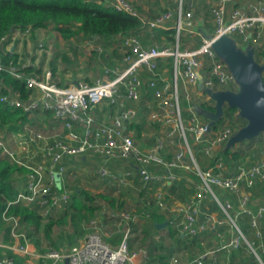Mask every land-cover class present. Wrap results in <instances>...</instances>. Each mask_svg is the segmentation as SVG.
Here are the masks:
<instances>
[{
    "label": "built area",
    "instance_id": "1",
    "mask_svg": "<svg viewBox=\"0 0 264 264\" xmlns=\"http://www.w3.org/2000/svg\"><path fill=\"white\" fill-rule=\"evenodd\" d=\"M99 1L119 12L138 17L142 28L174 29L175 39L161 46H147L138 35L125 36L119 42L121 63L104 66L103 73L93 82L78 79L62 83L53 70L26 72L27 65L19 68L18 63L13 61L5 65L0 54V72L7 70L14 78L23 79L28 91L27 97H23L18 90L3 92L4 83L0 79V100L12 108H21L29 115L48 111L52 121L59 123L62 128L61 131L46 132L30 121L24 122L20 130L0 127V158H7L26 170L22 187L18 185V175L13 179L18 192L15 199L8 202L3 213L4 219L10 222L11 241L5 242L0 236V264H15L13 254L23 256L25 264H149V249L131 246L130 239L139 216L128 211L111 213L116 219L125 221L126 225L122 240L116 246L105 240L102 226L95 219L92 221L93 230L77 242L61 248L48 246L43 250L35 247L18 216L6 214L13 204L34 205L45 219L59 209L66 210L71 204L72 193L67 185L68 167L63 159L66 156H81L89 151L101 155L105 162L128 160L136 163L139 178L148 189H152L153 184L173 181L176 175L171 169L184 165L186 159L196 168L201 183L195 186L192 196L176 206L168 223L190 237L211 228L220 243L216 248L204 251L188 261H181L180 257L174 255L169 264H228L220 260V255H230L245 244L256 256L258 264H264V256L258 251L262 245L258 246L246 239L234 219L236 216L232 218L228 213L233 205L229 201H222L215 191L217 187L238 194L244 185L253 187L257 181H264V155L258 162L249 165L239 163L234 174H226L224 155L220 148L236 130L230 125L229 119L218 128L210 127L209 122L193 106H189V114L183 117L180 93L181 81L186 99L191 100L189 87H197L200 78L204 81V87L239 90L228 64L217 55L212 44L223 35L233 38L239 35L241 38L235 40L238 47H253L255 53H260V47L263 46L260 40L264 36V0H253L245 9L235 6L229 9L237 0H203L209 4L215 23L212 36L195 30L194 10L192 7L186 8L187 0H178L175 9H166L152 18L144 15L131 0ZM169 22H173V26H169ZM183 32L199 36L200 45L183 48ZM168 59L172 63V79L169 81L162 77L160 69L161 64ZM145 72L150 75L147 80L143 77ZM144 92L154 101L153 105L147 103L149 120L160 125L164 133L148 148L141 147L127 131V124L138 116L136 105L142 100ZM103 104L110 106L113 113L109 119L99 120L96 111ZM238 114L239 111L235 115ZM190 137L199 147L198 151L210 160L207 168L199 166ZM178 140L181 146L175 156L170 160L165 158L167 144L176 145ZM152 167H165L168 174L155 171ZM56 175L60 177V185ZM99 175L125 184L132 179L134 172L125 170L113 173L103 165ZM208 197L215 200L229 217L228 221L234 229L230 240L220 229L226 224V219L215 218L209 211L202 209ZM249 201L248 193L241 194V213L250 217L256 236L261 238L263 232L259 223L264 218V204L253 211ZM154 202L160 209L166 207L162 189L155 191ZM151 204L150 201L146 205L147 217L151 215ZM201 216L204 221L199 223Z\"/></svg>",
    "mask_w": 264,
    "mask_h": 264
},
{
    "label": "crops",
    "instance_id": "2",
    "mask_svg": "<svg viewBox=\"0 0 264 264\" xmlns=\"http://www.w3.org/2000/svg\"><path fill=\"white\" fill-rule=\"evenodd\" d=\"M131 1L139 8V10L144 15H146L147 17H151V18L157 15L158 12L156 11L157 9H159V6L162 4L164 5V0H158V1L157 0H131ZM251 1L253 0H237L235 5H231L229 9H231L233 6L245 9L247 8L248 3ZM203 2L206 3L205 1ZM177 4H178V1H177ZM206 4L208 5V8H209L210 7L209 4L208 3ZM185 6L186 8L192 7L193 10L196 11L195 18H194L195 30L200 31L202 34L212 36L215 30V23L213 21V16L211 15L212 17L211 20L205 19L204 15L202 14V11L196 10L197 3H195V1L191 3V0H187L185 3ZM168 25L173 26V22H169ZM184 34H185V38L182 41L183 48H186V47L195 48L200 45L201 41L197 39L198 38L197 35H190L188 32H185ZM16 36H18V31L12 34V38L14 39L16 38ZM138 36L140 37L141 41L147 46H152V45L161 46L168 42L174 41L175 30L171 28L155 29V30H148L146 28H143L138 33ZM104 40H107V42L111 43L112 50H114V47H117V46L119 47L118 43L120 41V38L118 37H111V38L104 39ZM93 41L96 42L97 40L91 39L89 43ZM39 43H43V41H39ZM260 43L263 44V46L260 47L261 52L257 53V55H258V58L260 59L259 62H264V36L260 40ZM6 46H4L3 48L5 49ZM15 53L18 54V51H16ZM118 53H119L118 56H113L109 52L105 54L106 55L105 59L108 61L109 65L121 63L122 56H121L120 49ZM171 65H172L171 60L168 59V61H165L160 66L162 77H164L168 81L172 79ZM143 77L145 80H147L150 77V75L145 72L143 74ZM73 80H78V79H71L70 81H73ZM61 82L68 83V82H63L62 79H61ZM181 87H182V92L184 94V97L182 98V105L184 104L185 116L189 114V110H188L189 106H193V109L197 111L205 121L209 122V118L205 116L207 112L211 113V111H207L206 109L201 108L200 105L203 102H208L210 106H213V105L215 106V102H211L209 100L210 97L204 91L199 89V84L197 85V87H193V86L189 87V94L191 98V100L189 101L185 97V87H184L183 82L181 83ZM149 98L150 97L147 96L146 93L144 92L142 96V100L136 105L138 108V116L136 117V119H134V121L127 124V131L132 136H134V138L137 140L139 145L143 148H148L154 143L157 137H161L164 135L162 127L158 124L152 123L149 120L148 105L149 104L153 105L154 103V101L153 102L151 101L149 103L148 101ZM147 103L149 104L147 105ZM112 113H113L112 108L108 106L107 104L101 105L99 109H97L96 111L97 118L99 120H103L107 118L109 119ZM51 118L52 117L48 116L47 119H44L45 121L50 122L47 125L51 126V129L58 128L59 123L52 121ZM180 146L181 144L179 143V140L176 142V145H172L168 143L164 151V157L169 160L172 159L175 156ZM194 146H195V151L198 154V158L200 161V163L198 162L199 166L203 169L207 168L210 164V160L198 151L199 147L197 145L194 144ZM226 148H227V142L220 148V152L223 155H224L223 152ZM231 150L232 151L228 153V155H224V160L226 164V169H225L226 174H234L236 172L237 165L239 163L243 162L249 165V164L258 162L261 159V157L264 155V135H260L256 137L254 141L246 140L242 143L236 144L234 147L231 148ZM233 152H239V155H237V157L233 156ZM63 162L68 167L66 180H67L68 188L70 189L72 195L76 192H80L82 189L85 190L86 188L85 185H89L90 187H87V189H90L91 191L96 190L95 187H93L92 185L98 187L97 184H95L97 183V181H93L91 179H94L95 177L97 178V175L98 177L100 176L99 169L103 165H106L107 168L113 173H122L125 170H132L134 172V176L132 177V179L130 181H127V183L125 184L120 183L119 181H113V179L109 177H105V178L101 176L100 177L104 179L103 181L104 185L112 186L114 182V183L122 184L124 186H131L135 190H137V193L139 195L138 198L142 199L141 202L139 203L140 207L142 208L141 210L142 218L140 220V215H139V221L133 228V234L131 236L130 242H131V246L133 247H147L151 253V257L156 258L157 255H161L162 253L165 252V250H162L161 247L162 246L167 247V246H165L161 242H163L168 237H169L168 241L172 242L171 245H174V247L172 248L173 251L174 249L182 250L185 248L184 246H186L187 248L188 244H190L191 247H197L201 249V252H197L194 255L192 254L185 260L181 257V254H178V253H174L172 255L169 254L170 258L174 255L180 257L181 261H188V260L194 259L200 253L214 249L219 245L220 239L217 237L216 232L211 228H207L206 231L202 232L201 234L195 237H190L188 235L181 233L180 231L176 229V227H172L169 223L167 227L162 228V229H159L157 226L156 228L152 227L153 224L156 225L159 222H154L151 218V215L147 217L145 214L148 211V207H146L147 202L151 201L152 203L151 205H154V206L151 207L150 205V208H152L153 211H157V213L159 214L166 215L167 217L166 221L168 222V220L172 217L176 206L181 203H184L190 196L193 195V193L195 192L194 191L195 186L200 184L201 180L197 174L196 168L192 165L189 159H186L184 165L171 169V172H173L176 175V178L173 181L171 182L168 181L165 184H153L151 186L152 189H148L144 187L143 182L141 181L137 173L138 166L136 165V163L132 161L109 160L105 162L101 155L89 151L81 156H66L64 157ZM93 164L98 166L94 170L92 168ZM115 164L116 165L119 164L123 166V169L117 170L116 168L118 166L116 167ZM152 169L155 171L157 170L159 172H162L166 175L168 174V169L165 167H152ZM24 180H25V176L23 174H18V185L20 187L24 185ZM78 180H81V181H78ZM79 184H82V188L78 186ZM157 189H162L164 192L165 201H166V207L164 209H160L154 202L155 191ZM262 189L264 190V181L259 180L256 182V184L253 187H247L244 185L241 190V193H238V194L231 193L229 191H226V190H223L217 187L215 188V191L217 195L219 194L218 196L220 199H223L224 201H230L229 199L233 200L234 202L233 207L235 209L234 212H236L237 221H239L240 225L244 228H246V222L248 221L249 227L253 230L255 238L257 239V242L256 241L254 242L258 243L257 244L258 246L262 245V248H259V249H261L262 256H264V229L261 226V224L264 222V218H262L259 223V226L263 232V237L259 238L256 236V232L251 226L250 217L247 216L246 214L244 215L243 213H241V207L239 205L241 194L248 193L250 195L249 207L253 211H256L258 206L264 204V197L263 196L260 197L259 195H257L260 193V191H262ZM102 190L103 189H99V191H102ZM72 195H71V199H72ZM217 204L218 203L215 200H213L211 197H208L204 200L202 209H204V211H209L215 218L225 219L222 213L220 212L221 209L220 210L218 209L220 205L218 204V207H217ZM65 211L66 210L59 209L55 211L54 214L49 218L58 220L61 218V216L64 214ZM113 211L114 210H111V212ZM238 217L240 219H238ZM245 217H247V221ZM145 221L149 222L148 224L149 227L142 226V224ZM203 221H204L203 216H201L199 219V223H202ZM101 226H102V233H103L105 240L107 242L109 241L115 244L116 240L112 237L115 231L108 230L107 223H103L101 224ZM169 226H171V228H169ZM220 229L224 232V234L226 235V238L230 240L233 235L234 229L231 227L230 222L227 219H226V224L223 225ZM171 231L174 232L173 235L171 234ZM81 237H84V236H81ZM81 237L75 236L74 241L77 242ZM121 240L122 238L119 240V242L116 245H118ZM116 245H113V246H116ZM62 246H65V245H60L58 248H61ZM35 247L38 249L36 245ZM50 247H53V246L51 245ZM246 248L248 249L247 245L245 244L244 246H242L241 249L232 252L230 255L222 253L220 255V258H221L220 260L228 264H255V263H252V261L249 259Z\"/></svg>",
    "mask_w": 264,
    "mask_h": 264
},
{
    "label": "trees",
    "instance_id": "3",
    "mask_svg": "<svg viewBox=\"0 0 264 264\" xmlns=\"http://www.w3.org/2000/svg\"><path fill=\"white\" fill-rule=\"evenodd\" d=\"M50 23L66 38L81 34L88 37V39L96 40L118 37L121 41L127 35H138L143 29L138 17L119 12L99 0H0V54L5 65H9L12 61L17 62V54L3 48L9 43L14 32L17 30L22 32L35 31L47 27ZM197 37L200 41V37ZM3 38L6 39L3 40ZM25 70L26 72H35L40 71V68L29 66ZM0 79L4 83L3 92L18 90L23 97H27L28 91L25 88L23 79L14 78L7 70L0 72ZM209 100L214 102L212 98H209ZM200 106L207 111L212 112L215 110V106H210L208 102H203ZM238 111L237 108L226 107L224 116L213 128H218L228 119L235 130L246 125L247 121L240 114L235 115ZM208 113L210 112H207L205 117ZM48 116L51 117V113L48 111L29 115L21 108H12L0 100V127L2 128L8 127L10 130H20L24 122L30 121L33 124L44 122V119H47ZM251 141H254V139ZM231 151V148H226L223 153L228 155ZM237 155H239V152H233V156L237 157ZM25 173L24 168L19 167L7 158H0V233L3 230L7 234L5 236L7 241L10 239V222L4 219L3 213L8 206V202L14 200L18 192L13 179L16 175ZM97 198L96 195L82 189L72 195L70 206L59 220L54 221L53 219L45 224V218L34 205L13 204L8 208L6 214L8 216H18L20 224L29 227L28 235L30 238L32 237L34 244L39 247L41 245L40 234L44 233V236L50 239L51 228L56 222L64 223L70 218L74 232L78 233L79 227L87 222L90 215L98 209ZM149 212H151V218L154 222L161 223L167 220L164 214H159L151 209H149ZM152 227L156 228V225L153 224ZM239 227L242 226L239 225ZM173 233L171 231L172 235ZM54 246L58 245L54 244ZM161 249L165 250V254L157 255L156 258L151 257L149 264H169V254L173 252L172 248L162 246ZM13 256L15 264H25L23 256L17 254H13Z\"/></svg>",
    "mask_w": 264,
    "mask_h": 264
},
{
    "label": "rangeland",
    "instance_id": "4",
    "mask_svg": "<svg viewBox=\"0 0 264 264\" xmlns=\"http://www.w3.org/2000/svg\"><path fill=\"white\" fill-rule=\"evenodd\" d=\"M158 1V0H157ZM178 0H164V5H160L159 9H157L156 12L160 13L164 11L165 9H175L177 6ZM195 3H197V9L198 11H202V14L204 15L205 19L211 20V11L210 8H208V5L204 3L202 0H194ZM135 5V4H134ZM136 6V5H135ZM137 7V6H136ZM168 7V8H167ZM157 13V14H158ZM194 11V18H195ZM200 32V31H199ZM185 32L181 35V42L185 38ZM241 38L239 35H234V39L236 41ZM91 39L88 37H85L81 34H76L70 38H66L62 36L53 26L52 23H50L45 28H40L38 30H29V31H18V36L16 38L10 39V42L6 46V50H10L12 52L18 51L17 54V63L18 67H22L23 65L31 66L40 68V71H35L37 73L44 72L46 70H53L54 73H56L63 82H69L71 79H81L85 80L87 82H93L95 78L100 76L103 70V67L106 65H109L108 61L105 59V54L109 52L113 56L119 55V47H114V50H112L111 43L107 42V40H100L97 39V41H93L89 43ZM39 41H43V43H39ZM39 44V45H38ZM119 44V43H118ZM241 49L246 50L247 47L240 46ZM15 49V50H13ZM255 57L257 61L260 59L258 58L257 53H255ZM171 60V59H170ZM172 70V65H171ZM181 84V81H180ZM180 93L181 97H184V94L182 92V87L180 86ZM149 102L152 101V98L150 97ZM182 109L184 112V104L182 105ZM185 117V113L184 116ZM148 120V119H147ZM50 123L48 121L45 122H37L35 123L36 127L42 129L46 132H51L55 130H62L61 126L58 125V128L51 129V126H48L47 124ZM190 142L194 146L193 139L190 137ZM196 159L199 161L198 154L196 153ZM117 170H122L123 166L116 165ZM98 166L93 164V170L96 169ZM136 179V178H135ZM93 181H97V186L92 185L95 187L96 190L91 191L90 189H87V187H90L89 185H85V190L91 193L92 195H96L98 198L97 200V206L98 209L90 215V218L87 222H84L82 226H80V230L78 233L74 232L73 224L71 219L69 218L68 221L64 223H54L51 228V238L47 239L44 236V233H41V245H39L38 249L43 250L45 247L53 246L55 248H58L60 245H71L73 244L74 237L75 236H85L91 230H93L92 221L98 220L100 224L107 223V229L110 231H115L113 233V238H115L116 243L112 245H116L119 240L123 237L125 232V221H121L116 219L115 217L111 216L110 213L111 210H114L115 212H130L132 214H135L137 216L140 215V220L142 218L141 216V210L139 203L142 199L138 198L139 195L137 193V190H135L131 186H124L119 183H114L112 186L104 185V179L100 176L94 179H91ZM137 180V179H136ZM135 180V181H136ZM81 181V180H78ZM114 181V180H113ZM82 188V184L78 185ZM77 186V187H78ZM99 189H103L102 191H99ZM219 195V194H218ZM260 197H264V190L260 191L259 194ZM224 201L223 199H221ZM230 204L233 205V200L229 199ZM225 202V201H224ZM240 205V203H239ZM218 207V204H217ZM220 207V208H219ZM218 209L222 213L223 217L227 220H230L229 217L226 215L224 210H222L221 206H219ZM234 207L231 209H228L229 215L234 218L236 216V212H234ZM245 215V214H244ZM53 220L52 218H46L44 220V224ZM238 225H240L239 221H237V218H234ZM238 219H240L238 217ZM247 221V217H245ZM59 220V219H58ZM54 221H57L54 220ZM149 222H144L142 226H148ZM241 226V225H240ZM262 228L264 229V222L261 224ZM23 229L28 232L29 227L26 225H23ZM243 232L246 235V239L250 242L256 241L253 230L249 227L248 221L246 222V228L241 227ZM7 234L2 230L0 233V236L5 242H10L11 239L8 241L5 240V236ZM169 238V237H168ZM168 238H166L163 242L165 246L173 248L174 245H171L172 242L168 241ZM31 241L32 237H31ZM54 244L58 246H54ZM258 243H256L257 245ZM185 248L180 250H175L171 253H178L181 254V257L185 260L192 254L194 255L197 252H201L200 248L197 247H191L190 244H188V247L184 246ZM247 249V248H246ZM260 254H262L261 249H258ZM247 255L249 259L252 261V263L257 264L256 262V256L247 249Z\"/></svg>",
    "mask_w": 264,
    "mask_h": 264
},
{
    "label": "water",
    "instance_id": "5",
    "mask_svg": "<svg viewBox=\"0 0 264 264\" xmlns=\"http://www.w3.org/2000/svg\"><path fill=\"white\" fill-rule=\"evenodd\" d=\"M212 46L217 55L228 64L239 90H214L204 87L202 78L199 80V89L215 102V110L207 115L210 127L222 119L226 107L239 109L240 116L247 121L246 125L229 138L227 148H232L264 133V64L257 61L253 47L243 50L229 35L216 38ZM56 178L60 185L59 175H56ZM167 225V221L156 224L159 229Z\"/></svg>",
    "mask_w": 264,
    "mask_h": 264
}]
</instances>
